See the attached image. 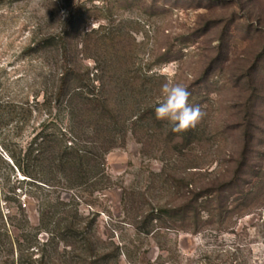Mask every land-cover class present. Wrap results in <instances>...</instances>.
Here are the masks:
<instances>
[{"label": "rangeland", "instance_id": "374dc122", "mask_svg": "<svg viewBox=\"0 0 264 264\" xmlns=\"http://www.w3.org/2000/svg\"><path fill=\"white\" fill-rule=\"evenodd\" d=\"M49 27L71 30L84 91L108 93L113 109L155 110L170 80L202 116L179 133L146 113L128 123L95 191L38 187L5 151L23 158L48 110L0 126V210L17 211L6 192L21 199L36 245L2 248L0 264H264V0H0V97L35 106L58 86L56 54L25 57ZM38 199L57 213L53 236L36 230Z\"/></svg>", "mask_w": 264, "mask_h": 264}, {"label": "trees", "instance_id": "16d2710c", "mask_svg": "<svg viewBox=\"0 0 264 264\" xmlns=\"http://www.w3.org/2000/svg\"><path fill=\"white\" fill-rule=\"evenodd\" d=\"M7 1L17 3L26 0ZM36 30H40V28ZM71 34V30L66 28L57 30L49 27L46 33H41L40 39H33L32 43L28 45L25 49V57L46 52L56 54L55 65L58 71L56 72L58 86L52 91L53 93L44 97L43 103L36 102L35 106L29 100L17 101L16 95L10 96L6 100L0 97V126L9 125L10 121L15 120L23 123L31 120L33 114L39 109L41 111L48 110L45 115L49 117L41 120L38 126L40 130L34 129L36 132L32 140L27 143L28 146L21 148V152L24 151L23 158H21L20 153L18 159L16 155L10 153L7 147L4 148L5 151L10 154L21 173L30 178L31 183L38 185V187L50 190L62 185V188L68 191L76 187H90L95 191L105 185L106 155L109 154V151L122 146L121 143H124L128 123L137 126L145 117V113L153 118L156 117V113L154 109L150 108L143 114L139 112L127 114L128 108H123L122 104L117 103L113 109L108 93L84 91L82 84L85 79L83 74L69 55ZM59 61L63 64L60 65ZM71 61L75 66L70 64ZM98 69L103 74L105 66ZM22 81H24L23 78H18L15 83ZM54 110L64 114V119H67L68 122L67 128L59 124L60 117L54 114ZM3 115H5L4 118L9 117V122L4 121ZM52 125L55 126V129L49 131ZM90 134H94V137ZM119 137H123L120 142L118 141ZM31 168L36 171L35 177L32 176ZM15 198L11 192H6L4 201L7 204L18 202L16 212L9 208L8 215L4 216L0 210V251L4 248L7 255L12 257L14 245L19 249L25 246L36 247L32 240L28 241L33 227L29 228L27 206L22 204L21 199L16 200L17 198ZM37 201L39 226L36 230L39 234L44 232L53 236L54 232L50 230L49 226L53 225L57 213L51 211L49 206L46 207V200L38 199ZM57 204L64 205L59 197ZM50 206L54 207V205ZM172 212H174L173 209H160L158 211L159 214L167 215ZM17 215L21 217L20 225L14 221ZM71 217L77 219L76 215ZM75 220L70 222L71 224L68 226L70 230L75 229ZM194 225L197 227L198 222H195ZM8 226L12 228L9 229ZM54 228L55 231L61 232V222L58 221V225ZM13 233L18 234L13 237ZM20 239H23L24 242L21 243ZM48 243L49 241L43 245L48 246ZM86 247L87 251H91L89 245ZM9 263L16 264V260L14 258L11 261L5 260V264Z\"/></svg>", "mask_w": 264, "mask_h": 264}, {"label": "clouds", "instance_id": "9594fccd", "mask_svg": "<svg viewBox=\"0 0 264 264\" xmlns=\"http://www.w3.org/2000/svg\"><path fill=\"white\" fill-rule=\"evenodd\" d=\"M163 99L155 107L156 118L172 123L174 132H182L195 127L202 116L199 106H191L189 97L191 93L181 83L166 80L161 85Z\"/></svg>", "mask_w": 264, "mask_h": 264}]
</instances>
